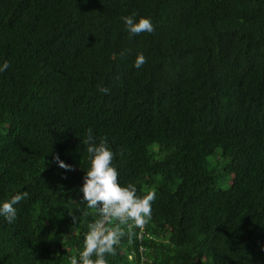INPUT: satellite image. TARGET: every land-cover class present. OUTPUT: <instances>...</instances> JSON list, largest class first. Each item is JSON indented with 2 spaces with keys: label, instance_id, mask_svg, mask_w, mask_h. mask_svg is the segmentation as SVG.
Returning <instances> with one entry per match:
<instances>
[{
  "label": "trees",
  "instance_id": "1",
  "mask_svg": "<svg viewBox=\"0 0 264 264\" xmlns=\"http://www.w3.org/2000/svg\"><path fill=\"white\" fill-rule=\"evenodd\" d=\"M134 12L155 31L129 38ZM5 61L0 204L28 196L0 264L79 258L89 127L122 186L156 193L108 264H264V0H0Z\"/></svg>",
  "mask_w": 264,
  "mask_h": 264
},
{
  "label": "clouds",
  "instance_id": "2",
  "mask_svg": "<svg viewBox=\"0 0 264 264\" xmlns=\"http://www.w3.org/2000/svg\"><path fill=\"white\" fill-rule=\"evenodd\" d=\"M122 20L129 38L155 31L150 18L141 16L137 20L135 12L122 17ZM146 62V57L142 53L138 54L134 67L141 68ZM9 67V63L5 61L0 66V72L6 71ZM99 91L107 94L109 89L100 88ZM82 142L86 145L91 165L83 177V186L80 188L83 193L82 201L86 202L88 209H95L99 218L87 225L84 248L79 253V258L75 255L70 257L69 264H108L106 256L116 255V248L126 235L123 226H127L129 221H134L137 227L142 228L151 219L152 203L156 199V193L149 191L142 197L137 196V189L133 184L122 186L118 182L119 173L113 166L115 154L110 149L106 137L99 138L97 142L93 129L89 127ZM54 160L60 168L73 170L72 166L61 160L59 155H55ZM27 196V192L19 193L0 204V216H3L7 223H14L17 218L14 206ZM69 215L72 216L73 223L78 222L79 217L71 213ZM88 215V212L83 213L84 217ZM114 221L116 223H113Z\"/></svg>",
  "mask_w": 264,
  "mask_h": 264
}]
</instances>
